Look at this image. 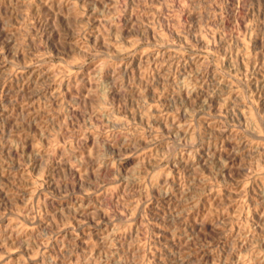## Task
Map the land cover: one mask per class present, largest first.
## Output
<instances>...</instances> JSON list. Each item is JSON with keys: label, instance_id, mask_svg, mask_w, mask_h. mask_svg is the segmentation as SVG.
Returning <instances> with one entry per match:
<instances>
[{"label": "rangeland", "instance_id": "1", "mask_svg": "<svg viewBox=\"0 0 264 264\" xmlns=\"http://www.w3.org/2000/svg\"><path fill=\"white\" fill-rule=\"evenodd\" d=\"M0 264H264V0H0Z\"/></svg>", "mask_w": 264, "mask_h": 264}]
</instances>
